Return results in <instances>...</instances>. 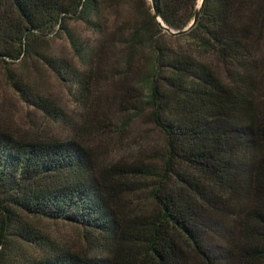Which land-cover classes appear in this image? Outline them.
I'll return each mask as SVG.
<instances>
[{
	"label": "trees",
	"instance_id": "obj_1",
	"mask_svg": "<svg viewBox=\"0 0 264 264\" xmlns=\"http://www.w3.org/2000/svg\"><path fill=\"white\" fill-rule=\"evenodd\" d=\"M135 1L133 19L108 27L97 0H0V64L41 58L107 135L116 124L99 118L96 81L110 73L119 118L143 119L165 141L158 162L99 169L77 137L0 129V264H264V0H153L157 14ZM72 18L96 40H77ZM58 30L78 66L41 53ZM15 87L62 121L59 106ZM136 193L157 212L130 217ZM32 219L77 227L107 255L61 251ZM14 238L47 249L32 257Z\"/></svg>",
	"mask_w": 264,
	"mask_h": 264
},
{
	"label": "rangeland",
	"instance_id": "obj_2",
	"mask_svg": "<svg viewBox=\"0 0 264 264\" xmlns=\"http://www.w3.org/2000/svg\"><path fill=\"white\" fill-rule=\"evenodd\" d=\"M100 8L101 25H121L128 19H133L138 12L135 0H97ZM67 28L77 40L90 44L96 40L85 24L72 18L67 21ZM46 44L41 46L43 54L68 57L73 59V51L68 33L58 30L47 36ZM264 65V59H263ZM96 81L100 90L99 98L107 107L99 118H111L116 126H107L109 135L93 127L88 111L77 103L71 95L68 86L61 83L53 72L39 57L20 58L0 64V129L17 138H71L77 137L91 151L99 169L110 167L116 163H152L159 161V152L165 144L163 135L143 119L132 120L119 118L120 94L114 86L116 78L102 76ZM15 83H22L24 87L50 100L59 106L64 117L61 122L49 119L44 111L34 104L28 103L22 93L15 87ZM127 120V121H126ZM124 122V123H123ZM142 193L129 196L127 208L130 217H142L157 212L153 201H143ZM31 223L41 231L54 247L72 254L86 256L91 259L102 258L107 255L106 249L94 245L84 237L83 231L63 222H49L32 219ZM139 224V223H138ZM15 248L22 249L32 257H42L47 249L40 248L33 243H25L13 239ZM49 249V247H48Z\"/></svg>",
	"mask_w": 264,
	"mask_h": 264
},
{
	"label": "water",
	"instance_id": "obj_3",
	"mask_svg": "<svg viewBox=\"0 0 264 264\" xmlns=\"http://www.w3.org/2000/svg\"><path fill=\"white\" fill-rule=\"evenodd\" d=\"M150 1H151L152 5H153L154 13L157 14V10H156V8L154 6L153 0H150ZM201 4H202V1H201L200 5H199V8L201 7ZM198 18H199V9L196 11L195 16H194L193 21L191 22V24L186 29H184V31H188L191 27H193L194 24L196 23V21L198 20ZM166 30H168V29L166 28ZM168 31H170V30H168ZM171 33H174V32L171 31Z\"/></svg>",
	"mask_w": 264,
	"mask_h": 264
}]
</instances>
